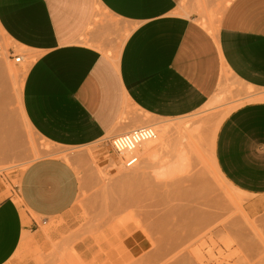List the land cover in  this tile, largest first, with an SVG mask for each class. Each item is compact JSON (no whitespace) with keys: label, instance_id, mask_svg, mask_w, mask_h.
I'll list each match as a JSON object with an SVG mask.
<instances>
[{"label":"crops","instance_id":"1","mask_svg":"<svg viewBox=\"0 0 264 264\" xmlns=\"http://www.w3.org/2000/svg\"><path fill=\"white\" fill-rule=\"evenodd\" d=\"M222 1L208 21L188 13L189 0H0L3 34L32 62L21 87L29 125L58 146L110 140L139 117L197 111L230 75L254 100L221 122L214 161L247 198L248 217L264 214V0ZM78 191L59 158L29 164L10 191L0 182V264L25 232L39 238L42 225L64 220Z\"/></svg>","mask_w":264,"mask_h":264},{"label":"rangeland","instance_id":"2","mask_svg":"<svg viewBox=\"0 0 264 264\" xmlns=\"http://www.w3.org/2000/svg\"><path fill=\"white\" fill-rule=\"evenodd\" d=\"M223 4L222 0H217L216 5L214 0H189L188 13L212 21L221 11ZM103 35L106 39H114L116 33L105 32ZM12 54L21 58L24 54L26 56L25 51L13 47V44L0 33V61L3 66H10L14 74L19 75L22 72L23 62L21 59L19 63H15ZM25 60L27 62L28 59ZM5 70L0 76V80L3 79L5 85L3 93L7 97L5 110L13 119L24 147L18 149L20 153L18 151L11 153L7 163L0 162L2 163L0 164L1 185L7 191L12 190L18 184L21 172L32 162L43 158L62 159L73 167L79 180L77 199L64 220L58 222L50 220L42 225L38 232L41 233L39 238H34L29 232H25L21 247L7 264L264 263V214L248 217L244 211L247 198L223 182L212 164V141L218 125L220 126V122L230 112L253 99V92L244 85L230 75H226L224 83L220 81L213 94L219 96V102L216 104L203 105L197 111L179 118L142 122L139 117V120L132 123L129 128L113 134L118 135L135 128L151 126L158 137L159 132L152 125L157 122L184 123L193 128L194 136L191 141L197 148V153L192 151L193 154H189L190 159L191 157L193 159L185 169L186 172L177 171L168 176L159 174L163 176V181L158 179V174L156 178V171L160 164L165 162L164 159L170 158L172 151H169V148L162 154L159 162L145 168L144 150L139 146L135 150L137 163L131 168H125L108 141L112 135L81 147L49 144L34 130L30 135L18 110V99L13 87L14 79ZM17 80L20 82L19 78ZM176 147L181 148L182 145H178L177 142ZM17 154L19 156L21 154V158L24 159L19 160ZM196 154L198 159L194 158ZM76 155H82V160L75 158ZM142 163L144 166H140ZM133 168L137 172L143 169L154 171V178L151 175L153 182L144 185L143 182L128 177L126 178L129 181L132 179L131 182L125 179L118 180L120 173L121 175L123 172L136 173ZM167 178L174 181L172 185L175 183L174 188L168 185L169 191L164 188H167L165 181H168L167 184L170 183ZM157 180L160 183L155 186ZM154 181L157 183L154 184ZM161 181L164 182L163 185ZM135 186L142 189L136 191ZM148 187L152 191H149V194ZM154 187L158 188L154 191L160 190L157 197L156 192L153 193ZM138 193H141V197ZM150 193L155 194L154 198H151L153 195ZM215 197L216 200L213 201ZM192 208L197 210V213L192 211L191 215L189 212ZM186 210L189 211L188 214H185ZM181 212L184 217H181ZM203 216L212 219L207 218L209 222L207 227L204 223L200 224L201 227L204 224V229L197 225L199 220L204 218ZM52 228L58 229L52 233ZM167 229L173 233L170 234L171 236L164 233ZM164 236L169 237L167 239L171 241H165ZM168 243H173L174 246L170 245L169 248Z\"/></svg>","mask_w":264,"mask_h":264},{"label":"bare ground","instance_id":"3","mask_svg":"<svg viewBox=\"0 0 264 264\" xmlns=\"http://www.w3.org/2000/svg\"><path fill=\"white\" fill-rule=\"evenodd\" d=\"M107 19V18H106ZM121 22V21H120ZM213 26V25H212ZM215 27V26H214ZM109 28V27H108ZM0 33L8 40V38L3 34V32H2V30H1V28H0ZM27 52H28V50H27ZM24 58V57H23ZM22 58V59H23ZM30 58V57H29ZM1 60V59H0ZM4 61H5V59H4ZM3 61V62H4ZM26 60L24 59V60H22V62H23V64L21 65L22 66V72L19 74V75H16V74H14V71H13V69L10 67V66H7V65H5V66H3L4 64H2L1 63V61H0V76L2 75V72H3V70L4 69H6L5 71H7L9 74H11V76H12V78L14 79V89H15V92H16V95H17V99H18V110H19V113H20V115H21V119H22V121H23V124H24V126H25V128H26V130H27V132L30 134V135H32L33 134V129L31 128V126L29 125V123H28V121H27V119H26V117H25V115H24V112H23V108H22V101H21V87H22V82H23V79H24V76H25V74H26V72H27V70H28V68H29V65H30V63H32V62H30L29 60H27V62H25ZM6 62V61H5ZM5 73V72H4ZM7 75V74H6ZM16 75V76H15ZM10 76V75H9ZM19 78V80H20V82L17 80L18 78ZM226 76L224 75V76H222V78H221V83L223 84L224 83V78H225ZM8 78V77H7ZM15 78H17V79H15ZM20 78H22V79H20ZM233 78V77H232ZM2 79V78H1ZM10 79V78H9ZM12 79V80H13ZM235 79V78H234ZM2 81H3V79H2ZM1 80H0V162H2V163H5L4 161H6V163H7V159L9 158V156H11V153H13V152H15L16 153V151H18V149L19 148H21V149H23L22 148V146L24 145H22V138H21V135H20V133L18 132V130L15 128V125H14V121H13V119L7 114V112H6V110H5V104H6V100H7V97L5 96V93H3L4 91V88H5V85H4V83L2 82ZM3 88V89H2ZM221 93H223V91L221 92ZM252 100H254V99H252ZM217 102H219V96H216V95H213V96H211L210 98H209V100L204 104V105H210V106H212V105H214V104H216ZM123 117V116H122ZM142 119V118H141ZM221 123V122H220ZM152 125H154L155 126V128H157V130H158V137H156L155 139H154V141H150V142H145V143H143V144H141L140 145V147L142 146L143 147V150H144V154H145V160H143V161H145V168H148L149 166H151V164H155V162H159V160L161 159V157H162V154H164L165 152H167V149L169 148L170 150L169 151H172V154L170 155V158L167 160V158L166 159H164L165 160V162H163L162 164H160V166L157 168V165H156V167H155V169L157 168V173H156V175L158 174H161V175H167L168 176V174H172V173H174V172H177V171H185L186 172V168L190 165V161H191V159H193V157H191V159H190V156L193 154L192 153V151L193 152H196V149L197 148H195V145H194V143L191 141V138L194 136V129L193 128H190V126H186L184 123L182 124V123H173V124H166V123H161V122H157V123H153ZM218 127H219V125H218ZM216 132H217V129H216ZM216 132H214V135H213V141H212V164H213V167H214V169H215V171H216V173H217V175H218V177H220V179L223 181V182H225L226 184H227V181H225L224 180V177L222 176V175H220L221 173H219V171H218V169H217V167H216V164H215V159H214V154H213V147H214V140H215V135H216ZM181 139H183V140H181ZM177 142H178V145H182V147L181 148H177L176 147V145H177ZM24 147V146H23ZM35 151V150H34ZM21 151L19 150L18 151V153H20ZM199 152V151H198ZM168 153H170V152H168ZM197 153V152H196ZM189 154H191V155H189ZM195 154V153H194ZM18 155V154H17ZM35 155H37V153L35 152ZM65 157L67 156V157H69V155H67V154H63ZM13 156V155H12ZM19 156V155H18ZM17 156V157H18ZM22 156H24L23 155V153H22ZM21 154H20V156H19V160L21 159V160H23L21 157ZM82 155H76V156H74L75 158H77V159H79V160H82V157H81ZM167 156V155H166ZM198 156H197V154L194 156V158H196V159H198L197 158ZM163 158H165V155H164V157ZM199 158L201 159V157L199 156ZM2 163H0V164H2ZM144 163H142L140 166H144L143 165ZM152 167V166H151ZM133 171H134V168L132 169ZM140 169L138 168V171H139ZM131 171V170H130ZM129 171V172H130ZM134 172H136V173H132V171H131V174H129V173H125V172H123L122 173V175H121V173H120V178H118V180H120V179H125L127 182H131L132 181V179H131V181H129V179H127L126 177H128V178H134V181L135 180H138V181H140V182H143L144 183V185H150L151 184V182H153L152 180V177L154 178V171H152V172H149V171H147L146 169H143V170H141V171H139V172H137L136 171V169H135V171ZM125 173V174H124ZM150 173H152V174H150ZM154 174V175H153ZM151 175H152V177H151ZM158 175L156 176V178L158 177ZM161 175H159V178L158 179H162L163 178V176H161ZM164 179H166V178H164ZM168 179V178H167ZM171 179V178H170ZM170 179H168V180H170ZM156 180V179H155ZM163 180V179H162ZM172 180V179H171ZM170 180V183H168L167 184V182L165 181V186L167 185V188L166 187H164L166 190L168 189V185H171L170 187L171 188H174L173 187V185L175 184H173L172 185V183L174 182V181H171ZM164 181V180H163ZM158 182V183H157ZM157 182H155L154 181V184L155 183H157V184H155V186L156 185H159V183H160V181H158L157 180ZM161 184L163 185L164 184V182H162L161 181ZM160 184V185H161ZM229 185V184H228ZM175 186V185H174ZM136 187V186H135ZM158 187V186H157ZM157 187H154L153 188V193L154 192H156L157 190L156 189H158ZM170 187H169V189H168V191L170 190ZM138 187H136V191H138V190H141L142 188H138ZM156 188V189H155ZM152 189V188H151ZM176 189V188H175ZM235 189V188H234ZM154 190H156V191H154ZM237 190V189H236ZM146 192H147V190H145ZM149 191H151V190H149V187H148V194H149ZM160 190H158V192H156L154 195L157 197V194L158 193H160L159 192ZM152 192V191H151ZM173 192V191H172ZM142 193V192H141ZM141 193H138L139 195L141 194ZM153 193L151 194L150 193V195H153ZM165 193V192H164ZM148 194H146L147 196H148ZM169 194V193H168ZM154 195L151 197V198H154ZM162 195V194H161ZM140 197H141V195H140ZM142 197H143V195H142ZM155 197V198H156ZM144 198V197H143ZM142 198V199H143ZM154 200V199H153ZM162 199H160V202H162L161 201ZM211 200V199H210ZM213 201L214 200H216V197L214 198V199H212ZM212 201V202H213ZM219 201V200H218ZM221 201V200H220ZM159 202V203H160ZM158 203V202H157ZM157 203L155 204V205H157ZM216 203H217V201H216ZM214 204H215V202H214ZM191 209V208H190ZM189 210V209H188ZM188 210H186L187 211V213H185V214H188ZM185 211V212H186ZM194 212V211H196V213H197V210H194L193 208H192V210L189 212L190 214H191V212ZM201 210H198V212H200ZM193 212H192V214H193ZM205 212V211H204ZM181 214V217H184L182 214V212L180 213ZM191 214V215H192ZM203 215H206V214H203ZM211 214H209V217H211L210 216ZM165 216V215H164ZM164 216H161V218H163ZM198 216V215H197ZM204 217V216H203ZM206 217V218H205ZM203 219H205V220H203V219H198L199 220V222L197 223V225L198 226H200V224L202 225V223H204L205 224V227H207V224L209 223V222H207V216H205ZM213 217H214V215H213ZM188 218V217H187ZM193 218H195V217H193ZM212 218V217H211ZM211 218H208V219H210V220H212ZM215 218V217H214ZM213 218V219H214ZM196 219V218H195ZM194 219V220H195ZM164 220H165V218H164ZM210 220H208V221H210ZM204 224H203V227H204ZM209 225V224H208ZM201 227V226H200ZM203 227H201L202 229H204ZM171 229H173V228H171ZM163 233V232H162ZM165 234H168V236H171L170 234H173V233H170L169 231H168V229H167V231L166 232H164ZM165 237V236H164ZM167 238H169V237H167ZM166 237H165V241H167L168 240V242H170L171 240L170 239H167ZM171 239H172V237H171ZM173 244V243H172ZM172 244H169L168 243V245H169V248H171L172 246H174V245H172ZM170 245H171V247H170ZM166 246H167V243H166ZM163 248V247H162ZM173 249V248H172ZM163 254V253H162ZM156 258H157V256H156Z\"/></svg>","mask_w":264,"mask_h":264},{"label":"built area","instance_id":"4","mask_svg":"<svg viewBox=\"0 0 264 264\" xmlns=\"http://www.w3.org/2000/svg\"><path fill=\"white\" fill-rule=\"evenodd\" d=\"M15 63L21 61L19 55H11ZM157 134L153 127L143 126L135 128L126 133L112 137L109 142L112 150L120 157L122 165L125 168L133 167L138 157L135 155V150L143 143L153 141ZM44 224V223H43Z\"/></svg>","mask_w":264,"mask_h":264}]
</instances>
